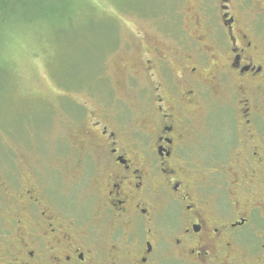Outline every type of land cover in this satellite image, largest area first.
Returning a JSON list of instances; mask_svg holds the SVG:
<instances>
[{
  "label": "flooded vegetation",
  "instance_id": "flooded-vegetation-1",
  "mask_svg": "<svg viewBox=\"0 0 264 264\" xmlns=\"http://www.w3.org/2000/svg\"><path fill=\"white\" fill-rule=\"evenodd\" d=\"M190 29L181 48L149 42L127 68L143 95L138 119L90 113V224L0 176L10 205L0 264H264V0H220ZM212 96L234 118L220 155L212 140L190 144L202 124L213 132Z\"/></svg>",
  "mask_w": 264,
  "mask_h": 264
},
{
  "label": "rangeland",
  "instance_id": "rangeland-1",
  "mask_svg": "<svg viewBox=\"0 0 264 264\" xmlns=\"http://www.w3.org/2000/svg\"><path fill=\"white\" fill-rule=\"evenodd\" d=\"M219 3L74 0L63 18L32 16L18 26L3 51L0 68L2 179L13 178L20 188L39 186L59 208H67L65 212L87 214L83 220L90 224L95 169L92 148L82 137L90 113L99 109L127 122L138 119L143 95L127 82L131 73L127 68L140 62L149 42L181 48L199 11L205 8L216 17ZM225 100L209 99L216 111L213 132L203 124L197 126V136L190 140L196 151L212 140L213 152L220 155L222 138L232 140L234 118ZM192 161L206 160L196 155ZM9 207L0 194V233L7 228L3 218Z\"/></svg>",
  "mask_w": 264,
  "mask_h": 264
},
{
  "label": "trees",
  "instance_id": "trees-1",
  "mask_svg": "<svg viewBox=\"0 0 264 264\" xmlns=\"http://www.w3.org/2000/svg\"><path fill=\"white\" fill-rule=\"evenodd\" d=\"M74 0H0V68L4 61L3 51L18 26L32 16L63 18L73 9Z\"/></svg>",
  "mask_w": 264,
  "mask_h": 264
}]
</instances>
